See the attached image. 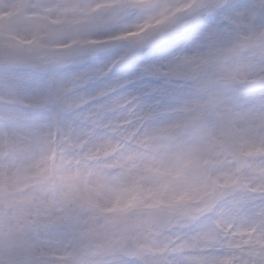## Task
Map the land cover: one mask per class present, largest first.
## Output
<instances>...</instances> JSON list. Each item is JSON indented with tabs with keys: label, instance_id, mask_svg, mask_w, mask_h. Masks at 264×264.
Returning <instances> with one entry per match:
<instances>
[{
	"label": "rangeland",
	"instance_id": "374dc122",
	"mask_svg": "<svg viewBox=\"0 0 264 264\" xmlns=\"http://www.w3.org/2000/svg\"><path fill=\"white\" fill-rule=\"evenodd\" d=\"M195 1L0 0V264H74L87 240L103 249L81 264H264V0H203L141 51L3 63L138 43Z\"/></svg>",
	"mask_w": 264,
	"mask_h": 264
},
{
	"label": "water",
	"instance_id": "95a60500",
	"mask_svg": "<svg viewBox=\"0 0 264 264\" xmlns=\"http://www.w3.org/2000/svg\"><path fill=\"white\" fill-rule=\"evenodd\" d=\"M117 8H113L112 12H116ZM188 14V10H183L180 14V16L177 19V22L175 24H172L168 29H165L164 31L160 32L158 35L150 37L147 41L143 42L139 48H143L149 45H154L160 41H162L163 39L167 38L171 32V30L173 29V27H175L176 25H180V21ZM234 190V186H228L226 187L221 193L218 191V188H215L214 190V195L212 196V200H216L218 198L224 197L226 194L230 193L231 191ZM174 218V213L170 210H160L158 212V214L154 215L153 219L156 223V225L161 228V229H165L168 224H170L172 222ZM88 247H94L95 252L97 253L99 251V246L95 245L92 242H88ZM126 251L128 253H135L136 252V248L134 247V245L131 243L130 240H128L125 245H124ZM87 248H83L81 250H78L76 255H75V260L77 263H80V261L82 260V258L84 257L85 253H86Z\"/></svg>",
	"mask_w": 264,
	"mask_h": 264
},
{
	"label": "bare ground",
	"instance_id": "6f19581e",
	"mask_svg": "<svg viewBox=\"0 0 264 264\" xmlns=\"http://www.w3.org/2000/svg\"><path fill=\"white\" fill-rule=\"evenodd\" d=\"M252 103V105H251ZM257 104V100H242V101H239L235 106L237 107V109H240V112H244V115L247 114V112L249 111L248 109L250 108H247V107H252L254 105ZM251 105V106H250ZM251 120H253L255 123H260L262 125H264V114H261L259 117L257 116H251L250 118ZM249 119V120H250ZM248 120H246L245 122H247ZM247 124H251V122L249 121ZM261 125V126H262ZM125 128V127H123ZM263 129H264V126H263ZM264 203V202H263ZM242 217H241V221L237 224V227L240 228L241 231L243 230H246L247 227L250 225V220L248 219L250 216V208L248 206V204H243L242 205ZM203 259V263H209V264H220V259L216 256V255H212V256H206V257H202Z\"/></svg>",
	"mask_w": 264,
	"mask_h": 264
}]
</instances>
